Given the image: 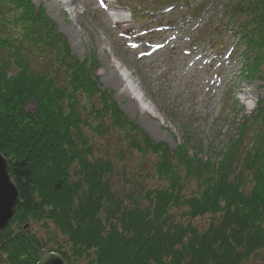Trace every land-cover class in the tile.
<instances>
[{"label": "trees", "instance_id": "16d2710c", "mask_svg": "<svg viewBox=\"0 0 264 264\" xmlns=\"http://www.w3.org/2000/svg\"><path fill=\"white\" fill-rule=\"evenodd\" d=\"M224 9L256 53L249 74H260L264 0H226ZM41 61L46 70H32ZM88 63L71 54L33 0H0V154L19 192L16 214L0 235V264H37L38 250L66 264H264V99L238 127L230 144L238 152L205 161L150 140L99 88L90 70L95 62ZM260 77L264 84V71ZM246 123L255 146L240 155ZM86 130L99 137L114 131L129 151L155 157L164 185L118 199L114 164L95 155ZM201 217L209 221L194 225ZM32 225L53 227L62 241L36 237Z\"/></svg>", "mask_w": 264, "mask_h": 264}, {"label": "rangeland", "instance_id": "374dc122", "mask_svg": "<svg viewBox=\"0 0 264 264\" xmlns=\"http://www.w3.org/2000/svg\"><path fill=\"white\" fill-rule=\"evenodd\" d=\"M66 1L68 5L59 7L55 0H33V4L42 7L55 23L75 58L87 65L95 62L90 70L99 88L112 94L120 111L150 140L167 145L169 150L183 147L191 157L211 162H219L228 152H238L232 151L230 144L239 137L238 127L251 119L258 101L264 99L260 77L264 65L260 74H249L248 65L258 64L253 60L256 53L248 51L234 31L223 7L226 0H104L108 10L120 11L128 21L127 43L138 45L134 52L121 45L122 35L105 22L97 1ZM134 8L137 19L130 12ZM101 49L109 62L123 64L132 74L156 116L142 113L128 96L120 94L121 87L110 79ZM141 56L145 58L139 61ZM31 68L43 72L46 63L41 61ZM12 73L9 70V75ZM25 111L32 114L34 104H26ZM245 127L240 155L255 146L253 128L248 123ZM86 135L92 139L95 155L114 164L112 188L118 199L164 185L154 172L155 157L129 151L114 131L99 137L86 130ZM244 184L250 185L247 181ZM208 221V217H201L193 222L204 226ZM29 232L44 241H62L51 226L32 225Z\"/></svg>", "mask_w": 264, "mask_h": 264}, {"label": "bare ground", "instance_id": "6f19581e", "mask_svg": "<svg viewBox=\"0 0 264 264\" xmlns=\"http://www.w3.org/2000/svg\"><path fill=\"white\" fill-rule=\"evenodd\" d=\"M101 5V9H103L102 16L104 17V20L106 23L110 25V27H113L115 30L120 32L122 35V41L121 45L130 52H134L136 50V47L138 46L137 43H134V45L127 43L129 41V36L127 35V32L129 31V25L127 24L128 21L124 17V15L114 9V12H112L110 9L108 10V3L104 0H95ZM59 4L68 5L69 3L66 0H55V6L59 7ZM106 11H109L106 13ZM111 11V12H110ZM101 52L104 54V49H101ZM105 57V63L108 66V69L111 71V74L109 73L110 79L114 83H118L121 87L120 94L122 96H128L130 101L139 109L142 113L156 116V111L152 105V103L149 101L146 95L143 94L137 83L132 79V74L127 70L124 69L123 64H116L115 61L109 62ZM139 61L144 60L145 57H137ZM113 68V69H112ZM246 96V95H245ZM250 99L249 97H245L244 100Z\"/></svg>", "mask_w": 264, "mask_h": 264}, {"label": "water", "instance_id": "95a60500", "mask_svg": "<svg viewBox=\"0 0 264 264\" xmlns=\"http://www.w3.org/2000/svg\"><path fill=\"white\" fill-rule=\"evenodd\" d=\"M19 192L14 184L6 158L0 154V235L10 225L17 210ZM37 264H66L58 254L38 250Z\"/></svg>", "mask_w": 264, "mask_h": 264}]
</instances>
